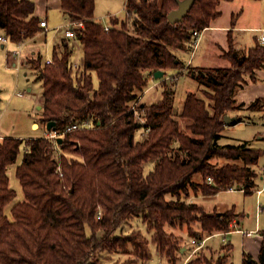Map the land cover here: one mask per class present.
Wrapping results in <instances>:
<instances>
[{
  "label": "trees",
  "instance_id": "obj_1",
  "mask_svg": "<svg viewBox=\"0 0 264 264\" xmlns=\"http://www.w3.org/2000/svg\"><path fill=\"white\" fill-rule=\"evenodd\" d=\"M177 1L126 0L133 34L126 21L113 16L105 31L94 19V0L61 1L67 20L82 23L72 38L82 46V72L73 78L68 39L59 42L64 49L61 55L57 45L52 48L53 64L35 52L21 65L35 72L41 83L40 124L54 122L52 130H63L70 123L89 121L93 127L66 133L55 144L45 138L46 132L25 139L2 138L0 264H102L105 254L118 252L134 256L119 264H150L148 244L140 233L123 232L132 218H140L153 231L151 241L168 264H179L183 246L166 226L185 225L194 238L232 230L233 212L207 213L185 196L189 189L213 196L231 185L250 192L252 166L261 151L244 143L219 147L218 139L227 124L243 121L238 115L229 123L223 118L243 107L235 105L234 90L245 75L253 78L254 70L263 66L264 45L256 43L245 56L237 57L228 37L224 56L229 66L195 68L191 76L202 87L204 98L187 93L178 114L170 90L157 102L135 108L147 73L182 68L170 49H191L192 31L208 28L219 15V3L230 0H195L188 14L171 24L167 14ZM34 9L32 0H0V31L8 42L18 46L41 31ZM259 109V101L246 107ZM140 129L148 132L137 141ZM174 140L178 147L170 155ZM21 150L15 176L23 199L11 206L9 219L5 209L16 192L9 186L7 169ZM54 150L60 153L58 159ZM215 158L239 160L243 165L217 166ZM148 161H155L154 167L144 174L143 164ZM197 174L203 183L194 182ZM207 177L214 184L206 183ZM196 223L200 232L192 227ZM262 236L258 260L243 254L241 264H264ZM185 264L228 263L220 254L214 259L200 252Z\"/></svg>",
  "mask_w": 264,
  "mask_h": 264
},
{
  "label": "rangeland",
  "instance_id": "obj_2",
  "mask_svg": "<svg viewBox=\"0 0 264 264\" xmlns=\"http://www.w3.org/2000/svg\"><path fill=\"white\" fill-rule=\"evenodd\" d=\"M239 1L242 2V0H233V3L231 4L239 3ZM125 2L126 0H94V16L98 17L97 19L102 24H107L109 23V14H114L118 22L126 21L128 32L133 34L134 29L132 26V20H128L126 18V12L123 8L125 7ZM63 19L64 18L62 16L55 26L49 27V29H47L45 42L42 36L36 39L44 58L52 56V48H55V45H57L56 47L58 54L61 55L64 51V49H62L58 42L61 40L62 34L66 28L67 22ZM119 27V24L115 25V28L119 29ZM55 29H60V31L56 34ZM2 35L3 33L1 31L0 36ZM57 38L58 40L54 44L53 41ZM68 42V50H71L69 65L72 70L73 78H77L82 72V46L74 39L69 40ZM191 45V47H193V43H191ZM11 46L12 43L10 42H0V136H17L20 138H28L29 136L36 134L44 135V132L47 133L51 131H48L46 127H44V124H38L40 125V129L38 131H33L35 128H31V123L33 121L40 123V109L38 110L37 107L42 101L41 83L35 79V72H31L26 66L21 65V56L13 57V59L8 57L12 55L10 53L15 51L11 49ZM170 50L175 55V57L179 59L180 53L178 49L171 48ZM189 54L190 53L187 54V58L189 57ZM24 57L25 59L29 58V54H26V56ZM195 60L196 59H194V63ZM181 62L183 64L182 68L166 69L164 75L160 79L147 81V84L143 88V90L137 92L138 99L136 101L135 108L141 103L150 105L157 102L162 98L163 92L167 90H170L171 94L173 95V106L176 114H178L179 110L181 109L185 95L187 93L192 92L204 98L201 90L202 87L191 76V72H193L195 68L190 65L186 68L184 67L186 61L181 60ZM92 79L94 87H96L97 79L94 74L92 76ZM19 94H21L22 96H20ZM232 113L233 112H230L228 113V115ZM135 118L138 121H142V118L139 117V114H135ZM34 127L37 128V125H35ZM147 132L148 131H144L142 129L138 130L135 134V139L137 141H142L146 138ZM260 134H262V137L259 139ZM223 136V141L226 143H232L237 140H248L253 149L261 151L258 162L254 166V169L258 173L257 179L260 185L262 182L260 179V174H264V120L257 117L251 118L249 124L226 128L223 131ZM2 138L3 137L0 138V141L2 140ZM220 144H222V142H220ZM220 144L218 143L219 147L224 146ZM177 147L178 142L177 140H174L171 152L169 154L173 155ZM22 154L23 151L21 150L17 157L16 163L10 165L7 169L9 186L16 192L15 198L8 204V206H6L5 209V213L9 219L11 218V206L23 199L21 187L15 176L16 166L20 163ZM59 154V151L54 150L55 158L58 159ZM66 156L71 157L72 155L66 154ZM222 162H224L223 158H215L213 160V163L217 166H221V164H223ZM154 163L155 161H148L143 164L144 174H147L149 171L153 170ZM193 180L194 182L195 180L200 181L201 177L199 175L194 176ZM167 198L171 199L173 198V196L167 195ZM261 201L264 203V195L261 197ZM212 202H216L217 204L221 205L236 204L240 211H245V213L247 212L249 214L255 212L256 208H258L254 193L252 195H245L243 192L239 191H222L215 201L210 200L211 204H213ZM165 229L167 232H171L175 238H180V245L189 247L191 237L188 234L185 225H176L175 227L166 226ZM136 231L140 233L141 238L144 239L148 244V248L150 251V258L148 260L149 263L168 264L169 261L167 260V258L164 255L160 254L156 244L151 241L153 231H149L147 229L146 223H144L140 218H132L125 226L123 232L124 234H128L130 232ZM220 239L221 238H213L208 241L207 245L210 247L219 245L221 243ZM203 250H201L200 252H202ZM219 251L220 249H217L215 252L213 250H204L202 253L207 257L212 256L215 259L217 255H210V252H214L216 254V252ZM200 252H196L192 256H190L186 252H181L179 264H185L188 260L194 259L199 255ZM239 253V246H235L233 254L239 255ZM133 258V255L121 252L113 253L110 256L105 254V258L102 259V264H119Z\"/></svg>",
  "mask_w": 264,
  "mask_h": 264
},
{
  "label": "crops",
  "instance_id": "obj_3",
  "mask_svg": "<svg viewBox=\"0 0 264 264\" xmlns=\"http://www.w3.org/2000/svg\"><path fill=\"white\" fill-rule=\"evenodd\" d=\"M32 1L35 5L34 15L39 17L41 20L46 21V29L55 26L62 16L64 21H68L66 15L63 14L60 9V3L62 0ZM156 1L159 3L161 0ZM231 3H233V0L221 1L219 3L217 7L219 15L210 22V26L208 28L203 30L199 42L195 47H191V49H188L187 51L178 50L180 53L179 59L186 61L184 67L187 68L189 65L193 66L194 68L229 66L230 63L224 56V53L228 50V37L231 39L233 51L237 57L245 56L248 50L253 48L255 44L258 43V37L261 34L260 31H264V0H242V2L239 1V3L236 4ZM123 8L125 11V7ZM109 16L116 17L114 14H109ZM97 18L98 17L94 16V19L99 21ZM41 36L44 38L45 42L47 31L44 28H41V31L37 33L34 38L28 39L25 41V43H23L20 54L22 57L21 62L25 60L24 56H26V54L32 56L35 52H41L40 46H38L36 41V39ZM69 40H72V38L68 39L67 42ZM53 42L55 44L57 39H55ZM17 47V45L12 44L11 49L16 50ZM188 53L190 54L187 58ZM8 57L13 59L14 56L10 55ZM194 59H196L195 63ZM233 97L235 100V105L242 104L243 107L234 111L229 116L233 117L238 115L242 117L243 121L235 125L227 124L220 133L218 143L220 144V142H222L220 145H239L244 143L247 145V147L253 149L248 140H237L232 143L224 142L223 131L226 128L249 124L251 118L254 117L262 118L264 120V64L259 69L254 70L253 78H251L249 75L244 76V81L235 88ZM254 101L260 102V109L254 111L246 110V107ZM37 109H40L39 112L41 115V102L39 103ZM34 124L37 125V128H35L33 131H38L40 129V125L38 124L40 123L33 121L31 123V128H34ZM35 136L38 135L36 134L29 137ZM1 137L6 136H0V138ZM261 137L262 134L259 135V139ZM223 160L224 162H222L223 164L221 165H225L227 163H234L240 166L243 165V163L239 160ZM254 166H252V169L255 173L253 177V185L249 193H244L245 195H252L253 193L255 194V200L258 208H256L255 212L253 213L249 214L247 212L245 213V211H240L236 204L221 205L217 204L216 202H212L213 204H211L210 200L215 201L222 191L216 193L213 196H207L204 195L200 189H198V191L189 189L188 194L185 196L187 201L197 204L207 213L231 211L235 215L231 223L232 230L230 232L209 237L204 247L197 252H200L203 249L208 251L213 250L215 252L217 249H220V251L216 252V254L214 252H210V255L215 256L220 254V256H225L228 264H241L243 254H249L252 258L258 260L260 244L263 238L262 233H264V203L261 201V197L264 195V174H260V179L262 182L259 185L257 179L258 173L254 169ZM195 182L203 183L204 180L201 177L200 181L195 180ZM192 227L195 231L200 232L198 223L192 225ZM203 236H207L206 233H203ZM192 238L194 237H191V239ZM213 238H221V243L219 245L210 247L207 245V243ZM235 246H239V255L233 254ZM191 251L192 246L190 245L189 247L183 246L181 249V252H186L187 254H190Z\"/></svg>",
  "mask_w": 264,
  "mask_h": 264
},
{
  "label": "built area",
  "instance_id": "obj_4",
  "mask_svg": "<svg viewBox=\"0 0 264 264\" xmlns=\"http://www.w3.org/2000/svg\"><path fill=\"white\" fill-rule=\"evenodd\" d=\"M101 23V22H100ZM102 24V23H101ZM41 28H44L47 31V24L45 20H41L39 23ZM103 28L105 31H108L109 29V24H102ZM82 28V23L81 22H70L69 20L66 23V28L62 34L61 39H70V38H74L76 32L78 29ZM204 29H202L201 31H197L194 30L192 31V38H193V47H195L197 45V43L199 42V39L201 37V34L203 32ZM60 31V29H55V33L57 34ZM261 34L258 37V43L259 44H264V31L261 30L260 31ZM58 40V38H57ZM0 42L1 43H7L8 39L5 38L3 35L0 36ZM60 42V41H58ZM23 44L18 45V48L12 52V55L14 57H19L21 54V49H22ZM19 61V59H18ZM17 61V62H18ZM53 59L52 56L50 57H46L45 58V63L47 64H53ZM22 64V62H21ZM154 75L153 73H147V80H153ZM20 96H22L21 94H19ZM134 108V107H132ZM93 125L89 122V121H83V122H73L68 124L63 130H51L50 132H47L45 134V138L51 140L53 143L56 142V140L58 138H61L64 134L69 133V132H73V131H77V130H81V129H90L92 128ZM59 170V169H58ZM206 183L208 184H214V181L211 177H207L206 178ZM222 191H239V192H244L243 189H239V187L235 186V185H231L229 187H225V188H220ZM233 226L235 227V225L233 224ZM223 233H217V234H212L210 236H204L202 238H192L190 245L192 246V251L190 252V256H192L194 253H196L197 251H199L201 248L204 247L207 239L209 237L212 236H216V235H222Z\"/></svg>",
  "mask_w": 264,
  "mask_h": 264
},
{
  "label": "water",
  "instance_id": "obj_5",
  "mask_svg": "<svg viewBox=\"0 0 264 264\" xmlns=\"http://www.w3.org/2000/svg\"><path fill=\"white\" fill-rule=\"evenodd\" d=\"M195 0H179L177 1V7L173 10H171L168 14H167V20L171 23V24H175L178 23L181 19H183L189 12V10L191 9V7L193 6ZM154 78L155 79H160L163 75L164 72L161 70H157L154 72ZM224 122L229 123L231 121V117L226 115L223 118ZM36 124L33 125V127ZM54 127V122H48L46 125V129L48 131L52 130ZM58 143L61 142V138H58L56 140ZM72 191V189H71Z\"/></svg>",
  "mask_w": 264,
  "mask_h": 264
},
{
  "label": "bare ground",
  "instance_id": "obj_6",
  "mask_svg": "<svg viewBox=\"0 0 264 264\" xmlns=\"http://www.w3.org/2000/svg\"><path fill=\"white\" fill-rule=\"evenodd\" d=\"M34 128H36V127H34Z\"/></svg>",
  "mask_w": 264,
  "mask_h": 264
}]
</instances>
